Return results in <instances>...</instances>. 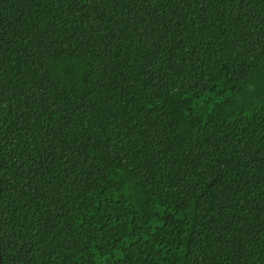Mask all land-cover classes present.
Returning a JSON list of instances; mask_svg holds the SVG:
<instances>
[{
  "label": "trees",
  "instance_id": "1",
  "mask_svg": "<svg viewBox=\"0 0 264 264\" xmlns=\"http://www.w3.org/2000/svg\"><path fill=\"white\" fill-rule=\"evenodd\" d=\"M0 264H264V0H0Z\"/></svg>",
  "mask_w": 264,
  "mask_h": 264
}]
</instances>
